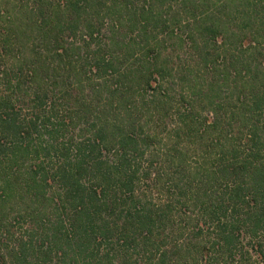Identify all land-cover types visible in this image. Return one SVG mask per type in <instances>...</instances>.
<instances>
[{"label":"trees","instance_id":"1","mask_svg":"<svg viewBox=\"0 0 264 264\" xmlns=\"http://www.w3.org/2000/svg\"><path fill=\"white\" fill-rule=\"evenodd\" d=\"M171 39L218 44L201 55L217 76L201 83L184 71L177 81L176 134L200 130L201 94L215 113L211 127L223 130L218 95L228 85L226 126L250 125L241 150L212 151L206 174L223 188L212 204L199 203L217 246L264 264V0H0V264H128L132 245L133 264H197L155 233L165 215L135 188L152 176L140 159L158 142L168 107L130 98L171 76L174 64L161 59L181 58ZM251 47L262 55L255 66L245 57Z\"/></svg>","mask_w":264,"mask_h":264},{"label":"rangeland","instance_id":"2","mask_svg":"<svg viewBox=\"0 0 264 264\" xmlns=\"http://www.w3.org/2000/svg\"><path fill=\"white\" fill-rule=\"evenodd\" d=\"M176 41L171 39L168 45L171 49V46L174 45L173 55L180 54L181 58L171 60L166 55L161 57V59H168L169 63L174 64L175 67L171 71V76L166 77L162 83L161 87L165 90V93L160 94L161 87L158 83L152 82L151 87H145V89H140L138 92L135 91L133 97L130 98V102L135 103L134 105H140L143 102L150 104V101H153V103L165 101L168 107V114L161 117L160 126H163L160 127L158 142L155 147L150 146L140 159L142 169L149 166L152 176L149 180L138 181L135 186L136 191L142 196V201L148 207L154 210L158 209L159 212H163L162 214L165 215L162 226L155 233L160 231L161 235L165 236L164 240L168 242L165 243L167 245L174 247L177 244L182 246L181 253L188 255L191 259L194 257L197 264H259L256 262L257 259L253 252H250V259L244 258L242 262L239 260L238 250L230 252L225 248L227 246L221 248L215 244L217 242L215 223H210L211 218L208 216V212H205L199 203V200H206V205L208 203L210 205L216 199L214 197L216 193L222 192L223 186H220L217 181L213 182L208 177V172L206 174L208 167L216 166L212 163V151H220L227 143H231L233 147L241 150L250 123L243 124L240 129L237 119H234L235 121L233 120L226 126L228 123L227 118L230 116L229 109L232 107L234 97H229L231 96V89H228V85H225L219 91L218 99L222 102V106L217 110L218 119L222 122L223 130H217L220 125L217 128L211 127L214 125L210 124V120L212 121L215 113H209L211 110L208 106V97L201 94V98L198 97V101L195 103L198 120L202 121L200 130L191 136H186L183 132L176 134V127L178 126L177 109H181L180 101H183V98L180 97L182 90L177 84L178 79L184 71L199 77L201 83H204V78L208 72L216 71V76L218 75L217 67L212 71H206L201 58L204 51L205 53H213V49L218 48V44L199 43L197 47H194L192 45L188 46L187 43L178 44ZM246 44L248 43L244 45ZM32 48V45L23 47L21 49L22 55L26 53L25 55L29 57L33 53ZM258 50L259 48L251 47L245 55L253 66L257 64L258 59H261L262 56ZM17 51L19 50L17 49ZM13 54H16V48H14ZM152 116L155 120L159 117L157 114H152ZM250 119L253 120L252 122L256 121V118ZM224 125L226 126L225 130ZM215 137L218 140L214 142L212 139ZM180 154L183 155L181 157L183 159L182 163H179L176 159ZM179 164H182V166H177ZM182 187L184 188L182 189ZM197 187H200V190H196ZM180 191H183L182 194ZM195 192H197L198 197ZM177 197H179L178 203L176 202ZM24 204L25 199L22 202H12L9 204L8 211L15 213L18 208H24ZM168 204L171 207L167 210L166 205ZM147 247L150 249L152 242L149 241ZM138 248V246L133 245L127 248V258H125L128 264H133ZM118 255L121 256V254L116 256L119 257ZM152 259L147 258L136 264H154Z\"/></svg>","mask_w":264,"mask_h":264}]
</instances>
